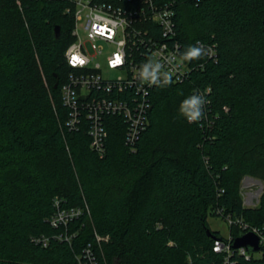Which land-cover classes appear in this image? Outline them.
<instances>
[{"label": "trees", "instance_id": "16d2710c", "mask_svg": "<svg viewBox=\"0 0 264 264\" xmlns=\"http://www.w3.org/2000/svg\"><path fill=\"white\" fill-rule=\"evenodd\" d=\"M156 1L174 4L182 51L199 42L215 55L188 63L185 81L153 88L136 144H126L123 118L106 117L102 157L87 119L68 126L63 102V87L83 73L66 59L76 39L70 0H0V264H77L96 233L110 237L99 264H220L212 247L221 234L207 223L214 209L264 227V193L247 208L241 192L246 177L264 184V0ZM206 87V118L190 124L179 104ZM37 163L54 167L52 180ZM56 199L91 210L71 225V246L52 240ZM42 236L48 247L33 241Z\"/></svg>", "mask_w": 264, "mask_h": 264}, {"label": "built area", "instance_id": "2783aa9c", "mask_svg": "<svg viewBox=\"0 0 264 264\" xmlns=\"http://www.w3.org/2000/svg\"><path fill=\"white\" fill-rule=\"evenodd\" d=\"M75 18L74 43L66 52L67 63L74 69L82 70L77 77L72 76L70 83L63 87L64 105L72 111L68 126L79 129L83 120L89 122L88 136L93 150L100 156L106 153L108 131L105 118L121 117L127 125L126 144L134 145L149 124L150 93L155 86H141L136 79L135 70L153 52L161 57L182 52L176 30V11L173 3H159L156 0H70ZM104 44L114 48L108 56L107 65L111 70L127 71L126 78L107 80L102 76L101 65L97 57L104 54ZM87 45L96 52L90 56ZM179 45V48L176 46ZM191 68L186 63L173 76V82H183L190 75ZM104 90L112 93L133 90L135 96L124 100L96 99L87 100L93 92ZM246 179V178H245ZM242 182L244 206L257 208L261 203L264 185L253 181ZM260 185L259 191H254ZM247 191V192H246ZM258 200V205L255 204ZM56 212L50 221L59 231L52 240L73 245L77 233L70 231L71 225L83 217L91 218L90 207L66 208L60 199L55 200ZM212 216L222 218L230 226V236H217L213 242V252L218 255L220 264H240V259L252 261L264 255V227L252 225L242 217L218 207ZM253 234L259 238L258 252L249 247L234 248L236 240L243 235ZM95 242L88 244L81 254L76 256L77 264H99L97 250L110 237L95 234ZM33 241L48 247L51 239L47 236L34 238Z\"/></svg>", "mask_w": 264, "mask_h": 264}, {"label": "clouds", "instance_id": "9594fccd", "mask_svg": "<svg viewBox=\"0 0 264 264\" xmlns=\"http://www.w3.org/2000/svg\"><path fill=\"white\" fill-rule=\"evenodd\" d=\"M176 47L179 48V45ZM214 55L215 53L211 47H207L199 42L194 45H188L182 52L178 54L174 52L167 57H161L158 52H153L135 70V76L141 86L146 84L149 87H168L173 83V76L176 71L186 63ZM210 92L211 88L206 87L203 92H195L184 98L179 104V116L190 124L199 123L206 118L205 106L211 103L207 98Z\"/></svg>", "mask_w": 264, "mask_h": 264}, {"label": "rangeland", "instance_id": "374dc122", "mask_svg": "<svg viewBox=\"0 0 264 264\" xmlns=\"http://www.w3.org/2000/svg\"><path fill=\"white\" fill-rule=\"evenodd\" d=\"M87 48L89 49L90 56H95L96 52L93 51L89 45H87ZM104 48H105L104 54L97 57V59H96V63L101 65V69H102L101 73H102L103 78L107 79V80H118L120 78H126L127 77V71L109 69V67L107 65V59H108V56L111 53H113L115 50H114V48H110L105 44H104ZM2 61L3 60L0 59V68H2L5 65V64H3ZM33 170L35 172L40 171L44 175L45 174L51 175V180H52V176H53L52 174H54V171H55L54 167L51 166V164H47V163H40V164L37 163L35 166H33ZM250 178H252V177H250ZM252 179H254V178H252ZM51 180L49 182L50 185L52 184ZM254 181L256 182L255 186H257V184H263L262 181H260L258 179H255ZM260 189H261V187H260V185H258V187H255L253 190L259 191ZM255 204L258 205V200H256ZM207 223H208V225L212 231L219 232L221 234V236H223V237H229L230 236V232H231L230 226L222 218H219L216 216H209Z\"/></svg>", "mask_w": 264, "mask_h": 264}, {"label": "water", "instance_id": "95a60500", "mask_svg": "<svg viewBox=\"0 0 264 264\" xmlns=\"http://www.w3.org/2000/svg\"><path fill=\"white\" fill-rule=\"evenodd\" d=\"M209 235L213 236L211 232H209ZM241 247H249L252 252H258L260 250L259 238L253 234L243 235L242 237L238 238L234 244L235 249Z\"/></svg>", "mask_w": 264, "mask_h": 264}, {"label": "crops", "instance_id": "0c3cea01", "mask_svg": "<svg viewBox=\"0 0 264 264\" xmlns=\"http://www.w3.org/2000/svg\"><path fill=\"white\" fill-rule=\"evenodd\" d=\"M252 181H253V179L250 177H246V179H245L246 184H250Z\"/></svg>", "mask_w": 264, "mask_h": 264}]
</instances>
